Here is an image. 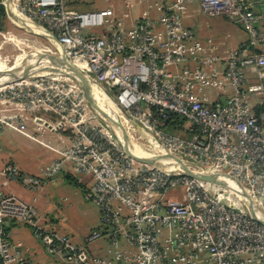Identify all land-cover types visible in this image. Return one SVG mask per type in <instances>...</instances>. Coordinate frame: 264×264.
<instances>
[{"label":"built area","instance_id":"built-area-1","mask_svg":"<svg viewBox=\"0 0 264 264\" xmlns=\"http://www.w3.org/2000/svg\"><path fill=\"white\" fill-rule=\"evenodd\" d=\"M17 1L60 54L156 143L158 155L174 156L197 173L237 179L264 216V0H196L198 12L224 17L245 32L247 39L227 54L185 25L191 0L159 1L127 30L111 29L110 8L78 9L82 0H21V8ZM99 28L109 32L98 34ZM66 82L68 91L55 87L57 98L50 87H11L9 94L16 108L51 112L59 117L56 126L73 135L40 179L70 164L93 178L91 196L102 211L99 226L79 243L55 230L40 232L32 221L46 253L65 264H264V225L245 202L178 165L160 168L131 158L93 116L85 119L88 102L74 81ZM172 115L184 120L188 136L165 129ZM16 172L0 170L4 184ZM175 191L179 196L169 199ZM33 210L8 196L0 200V264H32L5 227ZM102 241L111 246L103 254L92 249Z\"/></svg>","mask_w":264,"mask_h":264},{"label":"rangeland","instance_id":"rangeland-1","mask_svg":"<svg viewBox=\"0 0 264 264\" xmlns=\"http://www.w3.org/2000/svg\"><path fill=\"white\" fill-rule=\"evenodd\" d=\"M86 3H88L86 9H96V8L99 9L107 6L108 0H86ZM14 4L17 5L18 1L16 0ZM19 5L21 8V0H19ZM196 10H197V5L195 4L189 8V12H196ZM196 17L199 18L202 22H206L205 24L212 26L213 33L218 32L217 35L219 37L225 38V35L227 34L229 36V42H228L229 46L236 45L239 40H242L243 38L246 37L245 32L239 26L234 25L233 23L226 20L224 17H217L216 19H210L211 17L202 15L201 13L196 15ZM14 20L11 16H8L6 13L4 27L0 29V72L7 71L8 69L15 67L17 64L27 59L28 57L31 58L29 60H34L35 62H37L39 60L38 56L40 54H44L47 57L53 56V57H48L51 59L54 58V56H56L55 59L60 58V51L58 46L55 44V42L51 44L46 38L40 36L39 34L35 32H34L35 34H31L27 32L26 30L22 29L23 27L20 24H18V22H15ZM260 29L264 31V24L260 25ZM263 46L264 45L261 46V49H263ZM39 62H43V60L38 61V63ZM38 68L42 69L43 65H39ZM67 80H71V79L68 76H65L64 74H55L52 72V74H48V75L28 76L26 78L20 79L17 82L1 85L0 100H7V102L0 101V108L7 110L9 114H14V113L16 114V112L18 113L22 112L28 114L29 112L24 110L21 111L19 108L15 107L14 103L16 102V100L11 99L10 98L11 95H9L11 87L14 88L12 89L13 91L17 89L19 90V88L24 89V88L34 87L39 89L44 87H50L52 88L51 90L49 89L50 94L57 98L55 87H57L58 90H61V88L59 87V85L61 84L63 85L64 92L68 91L69 88L67 84H69V82L67 83L66 82ZM109 105L110 106L113 105L112 106L113 110L116 112L117 117L120 118L125 128L123 135L126 138L128 137L130 142H132L140 150L144 149L147 151L154 149L148 141L150 137L141 134L139 132L140 129H137L134 125H132L130 121L127 120L126 116L124 115L125 113L122 112V110L117 105H115L114 103L113 104L110 103ZM38 112H41V109ZM86 114L87 115H85V119L87 118L90 119V116H93L92 120L94 123H96L99 126L98 129L102 130L104 134L111 133V136L117 142L120 143V141L118 140V138L116 137L115 133L113 132L110 126L111 121L109 123V120L106 119L105 116H103L97 109L92 108L90 104H88ZM45 117L47 118L49 116L45 115ZM51 120L53 123H57L59 117L51 113ZM126 134H128V136ZM0 138H1L0 141H3L2 148L4 149L5 152H7L6 154L14 156L15 158H20L21 153L27 152L31 155L37 156L38 159L37 161H39L41 158L40 162L45 163L46 155L49 154V152L46 149L42 148L38 144L30 141L25 136L10 130L5 131L2 135H0ZM155 150L157 151L156 148ZM6 178L8 182L18 183L25 190H28L30 192H38L42 189L43 186L42 180L39 177L28 175L23 171H20L19 169H17L16 175L9 174ZM66 181L67 179L63 180L62 185L58 186L57 189L59 191L58 194L61 197L66 196L68 198V202L61 203L58 200V203L60 204L59 211L52 213L51 216L49 217L50 219L53 220L59 219L60 229L66 232L63 235L70 237L71 239H73L72 235H74L75 237L82 238L91 229L96 228L94 227V225L96 224V220L98 219V216L99 217L102 216V211L100 205L94 201V198L91 196V194L87 195L88 200L85 199L83 192L78 187H75L74 184H71L68 181L67 182ZM211 185L215 186L216 184L211 183ZM216 187L219 186L217 185ZM220 187L226 191V194L229 193L230 190L228 188L222 186ZM174 193L176 192H171L172 195L170 194V198L172 199L175 198ZM7 196L10 197L12 201L18 204L28 205L22 199H20L15 195H8L0 192V200H2L4 197ZM33 209H34L33 213L29 216L28 219H25V217H23L18 221V223L22 225L32 226L31 225L32 221L38 222L40 218L43 219L41 212L35 209L34 207ZM55 225L56 223H54L52 220H49L48 223L46 224V227L41 226L42 229L39 230L40 232L41 231L43 232L45 230L46 231L55 230L56 232L62 235V233H60L61 230H59V227ZM22 229H25L26 231L29 232V230H27L24 226H20L18 228V230H22ZM107 249L108 250L111 249V246L105 244V246L102 248L100 253L103 254ZM46 254L52 258L60 260L59 258H57V255L55 256L48 253Z\"/></svg>","mask_w":264,"mask_h":264},{"label":"crops","instance_id":"crops-1","mask_svg":"<svg viewBox=\"0 0 264 264\" xmlns=\"http://www.w3.org/2000/svg\"><path fill=\"white\" fill-rule=\"evenodd\" d=\"M159 1L169 0H108V5L99 9L110 8L113 11V22L110 25L112 30H127L134 27L137 20L140 19L141 13L144 10L148 9L149 6H154ZM194 4L197 5V1L191 0V4L188 7L187 17L184 18V23L193 30L194 34L202 42H206L207 39H211L215 42L216 48L219 53L227 54L237 49L247 39L246 36L242 40H239L236 45L229 46V36L227 34L225 35V38L219 37L217 35L218 32L213 33L212 26L205 24L206 22H202L199 18L196 17V15L201 13L197 12L198 8L196 12H189V8ZM87 5L88 3H86V0H82L81 2L75 4V6L82 11L99 10L97 8L86 9ZM201 14L206 15L203 13ZM216 18L217 17H211L210 19ZM102 32L106 33L109 31H103L102 28H99L97 33L101 34ZM262 50H264V46ZM0 101L3 102L2 100ZM27 112H29L30 114L16 112V115L18 116L17 119H13L10 121L8 120V118L7 120H4L3 118L4 116H12L13 114H9L7 110L0 108V135H2L5 131L10 130L19 133L28 138L30 141L38 144L49 152V154L46 155L45 163L40 162L41 158L39 161H37V156L31 155L27 152L21 153L20 158H15L14 156L7 155V152H5L2 148L3 141H0V170L5 167L12 166L28 175L44 178L47 169L51 166L52 163L55 162L56 159L60 157V152L70 148L73 135L70 130L62 129L56 126V123L52 122L51 112L43 110L36 113H32L30 111ZM35 115H41L39 117L43 118V120L38 119V122H32V118ZM45 115L49 117L46 118ZM22 117H27L28 120L24 122L25 119L21 120ZM183 125L179 133H175L174 131L171 132L178 135L181 134V136H188V132L185 131ZM137 129H140L139 126ZM72 168L73 167L70 164H67V167H65L64 171L59 172L55 176L44 179L42 181V189L38 192H30L28 190H25L21 185L15 182H8L4 184V178L0 176V192L8 195H15L22 199L28 205H32L35 209L39 210L43 216V219L40 218L37 222V225L39 224L40 226L46 227L48 221L52 220L59 227V230H61L59 226V219L53 220L49 217L52 213L59 211L60 204L58 203V200L61 203L68 202V198L66 196L61 197L58 194L59 191L57 187L62 185L63 180H65L67 176H71L79 184V186L75 185V187H78L83 192L85 199L88 200L87 195L91 194V188L94 182L92 177L81 175L74 171ZM175 192L176 193H174V196L178 197L179 193L177 191ZM170 194L171 193L168 194V198L172 199L170 198ZM99 218L100 217L98 216L96 224L94 225V227L96 228L99 226ZM20 226H24L27 230H29V232L25 229L18 230ZM5 229H7V238L13 243L20 244L22 246L27 259L32 264H65L46 254L43 246L35 235L34 226L22 225L17 221L11 220L8 221ZM60 233L65 234L66 232L61 230ZM72 236V240L76 241L77 243L81 242L84 237L83 236L82 238H80L75 237L74 235ZM104 246L105 242L102 241L94 245L92 249L96 252H101Z\"/></svg>","mask_w":264,"mask_h":264},{"label":"bare ground","instance_id":"bare-ground-1","mask_svg":"<svg viewBox=\"0 0 264 264\" xmlns=\"http://www.w3.org/2000/svg\"><path fill=\"white\" fill-rule=\"evenodd\" d=\"M9 1L10 2L7 3V9L10 12V14L15 17V19H16L15 21L18 22V24H20L23 28H25L27 30H31V31L39 34L40 36L46 38L51 44L54 43V41L52 40L50 35L46 31H44L43 28L34 24L30 20L26 19L20 13L18 4L17 5L14 4V2L16 0H9ZM29 59H31V58L28 57L27 59L23 60L22 62L17 64L15 67L10 68L7 71H1L0 72V86L12 83L14 78H15V73L17 70H22L23 71L22 74L23 75L27 74V76L48 75V74H52V72L55 74H64L65 71L60 66L64 62H67V66L73 68L78 74H80V71L77 67V63L74 62L73 60L68 61L62 53L60 54L59 59H55V57L52 59L47 57V59H44L43 62H39V63H38V61L35 62L34 60H29ZM38 64L43 65V68L39 69ZM85 83H86V90L88 91V93L94 98V100L96 101L98 106L105 113H107L108 117L111 118L110 126H111L113 132L115 133L116 137L120 141V143L123 144L125 142L128 149L133 154H135L136 156H140V157H144V158H151V159L156 158V160H154V163L151 164V166H156V167H160V168L164 167V168H168V169L177 168L176 162L174 164L167 157H161L163 155H158L156 153L155 148H157V145L152 139L149 138L148 141L154 149L147 150V151L144 149H142V150L138 149L132 142H130L123 135L121 130L117 127V121H116L117 114L112 108L113 105L112 106L109 105L110 103L113 104V102L110 100V98H108L106 93L100 87L96 86L95 84H90L87 81H85ZM139 132L141 134H143L141 131H139ZM217 181L220 183L226 184L228 189L233 193V196L235 198H237L239 201L242 200L243 202H245V199L240 194V189L238 188V186H236L234 181H232L230 178H220ZM255 211H256L257 215L259 216V218L264 219V216H262V214L257 209H255Z\"/></svg>","mask_w":264,"mask_h":264},{"label":"water","instance_id":"water-1","mask_svg":"<svg viewBox=\"0 0 264 264\" xmlns=\"http://www.w3.org/2000/svg\"><path fill=\"white\" fill-rule=\"evenodd\" d=\"M9 2H10L9 0H5V6ZM5 9H6L7 15L8 16H11L13 18V20H14L15 17L10 14V12L8 11V9L6 7H5ZM22 29L26 30L27 32H29L31 34H35L31 30H27L25 28H22ZM38 57H39V60L38 61H42L44 59H47V56L44 55V54H40ZM48 57H53V56H48ZM54 57H56V56H54ZM60 66L65 71L64 72V75L65 76H68L72 81H74L78 85L79 89L81 90V92L84 95V97H85L86 101L88 102V104H90V106L92 108L97 109L103 116H105L106 119L109 120V123H110L111 119L108 117L107 113H105L98 106V104L96 103V101L94 100V98L86 90V83H85V81L88 82V80H86L81 73L78 74L73 68L67 66V62L62 63ZM22 72H23L22 70H17L16 71L15 78H14L13 82H17V81H19L22 78L28 77L27 74L26 75H23ZM122 112H124V111L122 110ZM124 115L126 116V118L128 119V121H130L132 123V125H134L136 128H138V125L133 120H131L127 116V114H124ZM116 121H117V127L123 133L125 128H124V126L122 124V121L118 117H116ZM126 135L128 136V134H126ZM128 140H129V138H128ZM122 146H123L124 150L128 153V155L131 158H133L134 160H136V161H138L140 163H144V164H147V165H151V164L154 163V160H156V158L155 159H151V158H144V157L136 156L135 154H133L128 149V147H127V145H126L125 142L122 144ZM161 157H167V158H171V159L175 160L176 164L179 166L180 171H182L183 174H185L187 176H191V177L196 178L198 180L206 181V182H209V183H213V184H216V185H219V186L228 188L226 184L220 183L217 180L220 179V178H230L232 181L235 182L236 186H238V188L240 189V194L245 199V203L247 204V210H248L249 214L251 215V217L254 218L256 221H258L259 223H261L262 225H264V219L259 218V216L257 215V213L255 211V208H254V206L252 204V200L245 193L244 188L242 187V185L240 184V182L237 179H235V178H233L231 176H228L227 174H220V175H218V174H203V173H197V172H194V171L190 170L189 168H187L178 158H176L174 156H171V155L168 154V155H163Z\"/></svg>","mask_w":264,"mask_h":264},{"label":"trees","instance_id":"trees-1","mask_svg":"<svg viewBox=\"0 0 264 264\" xmlns=\"http://www.w3.org/2000/svg\"><path fill=\"white\" fill-rule=\"evenodd\" d=\"M2 2H3V0H0V29H2L4 27V22H5V18H6L5 7L2 4ZM183 124H184V120L182 118H180L177 115H172V116H170V119L166 122L165 129H168L169 131H174L175 133H178V132H180ZM66 179L69 183L74 184L76 186H79L77 181L74 178H72L71 176H67ZM6 231H7V229H5V232Z\"/></svg>","mask_w":264,"mask_h":264}]
</instances>
